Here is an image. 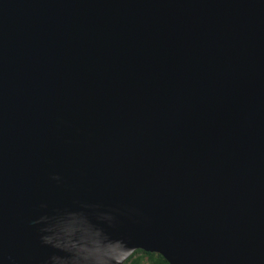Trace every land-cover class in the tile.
Listing matches in <instances>:
<instances>
[{
  "label": "water",
  "instance_id": "water-1",
  "mask_svg": "<svg viewBox=\"0 0 264 264\" xmlns=\"http://www.w3.org/2000/svg\"><path fill=\"white\" fill-rule=\"evenodd\" d=\"M107 58L136 91L98 75L82 109L67 83ZM71 214L170 264H264V0H0V264L69 259L44 238Z\"/></svg>",
  "mask_w": 264,
  "mask_h": 264
},
{
  "label": "clouds",
  "instance_id": "clouds-1",
  "mask_svg": "<svg viewBox=\"0 0 264 264\" xmlns=\"http://www.w3.org/2000/svg\"><path fill=\"white\" fill-rule=\"evenodd\" d=\"M44 242L54 243L71 253L69 259L59 260L58 264H132L133 250L125 242L112 238L101 229H94L86 218L75 214L62 223L54 236L45 237ZM117 249L123 254L122 259L117 258Z\"/></svg>",
  "mask_w": 264,
  "mask_h": 264
},
{
  "label": "bare ground",
  "instance_id": "bare-ground-1",
  "mask_svg": "<svg viewBox=\"0 0 264 264\" xmlns=\"http://www.w3.org/2000/svg\"><path fill=\"white\" fill-rule=\"evenodd\" d=\"M109 60V58L104 59L102 64L101 62L97 61L96 65L91 64L89 61H82L80 62L79 66L77 67L79 74L81 75L80 78H78L77 80L79 81L76 82L73 80L72 81H68V85L71 86L72 88L75 89V95L76 98L78 99L82 109H90V106L93 107L94 103L92 102V100H89L88 98L91 96H84L83 94V90L87 87L88 81H90V78L95 79L96 76L98 75H102L104 77V75H109L111 78H114L115 80H113L114 82V86H119L120 84L124 87L127 88V91L129 93H135V82H134V76L132 75H123L121 72L119 73H114L112 71H108V70H102L100 67L102 65H104L107 61ZM101 65V66H100ZM100 70L101 72H98L97 70ZM61 87H64V85H61ZM114 93L109 94L112 98H108L107 101H111V103H105L107 104V106H111V104H114L115 98L113 96ZM100 95V94H97ZM144 100L142 101H138L135 99H130V109H118L119 111V116L118 117H125L126 118V124L127 125H131L130 124V119L132 117H135L141 107L144 105ZM110 109H106L105 112H102L101 110H97L96 112L93 113L95 120L99 119V118H105V117H110ZM47 117V116H46ZM49 120L51 118H48ZM48 120V121H49ZM98 121V120H97ZM54 127L58 128V124H53ZM100 133H95L93 134V136H99Z\"/></svg>",
  "mask_w": 264,
  "mask_h": 264
},
{
  "label": "trees",
  "instance_id": "trees-1",
  "mask_svg": "<svg viewBox=\"0 0 264 264\" xmlns=\"http://www.w3.org/2000/svg\"><path fill=\"white\" fill-rule=\"evenodd\" d=\"M132 264H170L161 254L142 249L135 251L130 257Z\"/></svg>",
  "mask_w": 264,
  "mask_h": 264
}]
</instances>
